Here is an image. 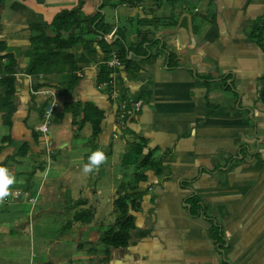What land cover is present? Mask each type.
Masks as SVG:
<instances>
[{"label":"crops","instance_id":"crops-1","mask_svg":"<svg viewBox=\"0 0 264 264\" xmlns=\"http://www.w3.org/2000/svg\"><path fill=\"white\" fill-rule=\"evenodd\" d=\"M108 1L109 45L95 41L92 54L72 47L71 78L26 72L31 26L65 9L93 15L104 0H0L1 54L18 65L11 103L0 72V167L14 177L0 198V264H264V50L255 37L264 0ZM120 16L148 21L128 24L130 41L143 31L157 40L136 56L139 69L105 63ZM104 65L110 80L98 78ZM113 78L124 96L143 100L126 129ZM87 105L103 113L95 138ZM96 150L104 161L84 173ZM123 195L137 199L128 200L130 243L108 247L102 236Z\"/></svg>","mask_w":264,"mask_h":264},{"label":"trees","instance_id":"trees-1","mask_svg":"<svg viewBox=\"0 0 264 264\" xmlns=\"http://www.w3.org/2000/svg\"><path fill=\"white\" fill-rule=\"evenodd\" d=\"M129 1L133 2L135 0ZM83 4L84 0H80V7ZM107 7L114 10L116 8V3L104 0L100 7L95 10L93 15L82 17L78 14L79 8L72 10L65 9L56 14L51 24H32L31 28L33 35L31 37V43L33 55L26 68V72L35 77L40 74L46 75L53 72L67 73L68 77H74L73 73L78 66L74 53L70 51L72 47L81 45L87 52L92 54V52L89 51V47H92L95 41L101 47L108 44L104 37L110 33L111 28H109L107 16L103 14V10ZM128 24L143 26L148 24V21L137 17L122 18L120 16L117 29L114 33V37H117L115 38V43L111 48V54L113 51H116L120 58L125 62L127 68L139 69L141 66L138 64L136 56L148 55L149 52H151V49L148 45L144 46L145 43H155L157 40L150 38L149 31H143L139 33V37H142L141 39L130 41L127 35ZM50 29H52L53 32H50ZM263 30L264 28H262V30H260L255 37L258 39L259 45L264 50V37L262 35ZM66 32H68L67 36L65 35ZM88 33L101 35L102 38L100 40H97L96 38H86L85 36ZM5 48L6 46L4 45V42L0 41V72L4 74L3 81L1 82H3L8 88L4 100H8V103H11L16 91V80L11 75L17 71L18 65L15 54H1ZM92 49L96 50V48ZM132 51L135 53V56L133 58H129V54ZM110 56L111 55L107 52L105 60H108ZM153 57L154 56L151 54L149 59ZM4 59H6V63L5 65H2L1 63ZM141 60L145 61V58L142 57ZM106 65H104L101 70L102 75L98 77L100 80L110 78V70L106 68ZM90 112H94V116H91ZM85 114V119H90L92 121L94 128L93 138H95L102 130L101 124L103 120V113L96 107L87 105L85 106ZM148 157L149 156L144 158V163ZM135 198L136 197H134V199L131 198L133 199L132 204L136 203L137 199ZM131 199L128 195H123L117 199L118 221L115 226L111 227L102 236L103 241L108 245V247H125L130 243V230L134 227V217L129 214L130 208L128 200Z\"/></svg>","mask_w":264,"mask_h":264},{"label":"built area","instance_id":"built-area-1","mask_svg":"<svg viewBox=\"0 0 264 264\" xmlns=\"http://www.w3.org/2000/svg\"><path fill=\"white\" fill-rule=\"evenodd\" d=\"M137 1L140 2L141 0H137ZM106 38L110 43L112 44L115 43L114 33L110 34ZM123 62L124 61L120 58V56L118 55L116 51H113L110 58L106 60V64L109 67L121 66ZM109 85L111 86V89H110L111 96L114 99L119 100L118 101V104H119L118 117H119L120 123L122 124V127L126 129L129 123L133 119H135L138 116V114L141 112L142 107H143V100L127 98L126 96H124L119 90V87H118V84L115 78L109 81ZM52 95H53V99L51 102L48 103L46 107L45 119H44L43 124L41 125V131L44 136H47L49 124L51 123V119H52L55 107L57 106V98L53 91H52ZM31 201L34 203L35 198L31 199Z\"/></svg>","mask_w":264,"mask_h":264},{"label":"clouds","instance_id":"clouds-1","mask_svg":"<svg viewBox=\"0 0 264 264\" xmlns=\"http://www.w3.org/2000/svg\"><path fill=\"white\" fill-rule=\"evenodd\" d=\"M105 157L102 151L96 150L90 153L88 157V163L83 165V172L90 173L94 168L98 167L103 161ZM14 182V177H12L8 170L4 167H0V198L7 196L8 193V185Z\"/></svg>","mask_w":264,"mask_h":264},{"label":"rangeland","instance_id":"rangeland-1","mask_svg":"<svg viewBox=\"0 0 264 264\" xmlns=\"http://www.w3.org/2000/svg\"><path fill=\"white\" fill-rule=\"evenodd\" d=\"M206 211H207V210H206ZM213 220H214V225H218L217 222H218V221L220 222V219L217 220V219H215V217H213ZM219 234H220V233H219Z\"/></svg>","mask_w":264,"mask_h":264},{"label":"water","instance_id":"water-1","mask_svg":"<svg viewBox=\"0 0 264 264\" xmlns=\"http://www.w3.org/2000/svg\"><path fill=\"white\" fill-rule=\"evenodd\" d=\"M2 6H3V5H2V4H0V11H1V8H2Z\"/></svg>","mask_w":264,"mask_h":264},{"label":"bare ground","instance_id":"bare-ground-1","mask_svg":"<svg viewBox=\"0 0 264 264\" xmlns=\"http://www.w3.org/2000/svg\"><path fill=\"white\" fill-rule=\"evenodd\" d=\"M262 76V75H261Z\"/></svg>","mask_w":264,"mask_h":264}]
</instances>
